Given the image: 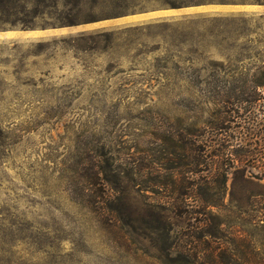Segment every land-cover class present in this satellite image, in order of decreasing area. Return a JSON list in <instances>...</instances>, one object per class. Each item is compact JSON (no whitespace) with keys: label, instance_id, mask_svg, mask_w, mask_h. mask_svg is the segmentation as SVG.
Segmentation results:
<instances>
[{"label":"rangeland","instance_id":"rangeland-1","mask_svg":"<svg viewBox=\"0 0 264 264\" xmlns=\"http://www.w3.org/2000/svg\"><path fill=\"white\" fill-rule=\"evenodd\" d=\"M32 18L57 24H10ZM259 69L264 0H0V264H213V248L225 264L243 238L263 251L264 174L215 128L226 116V143L257 140ZM96 173L104 210L80 195ZM194 224L215 236L186 259Z\"/></svg>","mask_w":264,"mask_h":264},{"label":"trees","instance_id":"trees-1","mask_svg":"<svg viewBox=\"0 0 264 264\" xmlns=\"http://www.w3.org/2000/svg\"><path fill=\"white\" fill-rule=\"evenodd\" d=\"M57 20H60L59 23L66 24V25H73L78 22L77 17H64V18H56ZM11 26H17L20 24L23 28H34L37 26H43L46 25H56V22L47 23L46 25H40L36 24V18L32 19H17L16 21H13L10 23ZM258 72V71H257ZM259 73L264 78V69H259ZM225 112L228 113V110H225ZM238 112V111H236ZM225 119V120H224ZM233 119H230L225 116V118L220 119V121L215 124L216 130H218V134H220V130L222 129V125H224L225 122V156L233 155L232 151H235V148H238L236 150L235 154H238L239 160L243 163H251L254 164V166L258 167L264 174V125L257 127L253 134L257 136V140L254 142L248 141L245 143H238V145H234L233 143H226V141H229V136H233L231 134L227 133V121H232ZM257 120V119H256ZM205 127L197 129L195 132L191 133L192 137V152L189 154L186 150L185 157H191L194 159V161H191V164L197 168V166L206 165V154L208 153L209 149H211L215 143H213L212 139L210 138L208 133V127L212 124H214L213 121H205ZM230 128V127H229ZM240 132V131H239ZM219 147L222 146V144H219V141L216 143ZM232 145L234 150L229 149L227 151L228 146ZM98 156L100 159L102 157L104 158V153H100L98 150ZM237 156L234 158V162L237 161ZM103 160V159H102ZM86 181L88 182L89 186L87 187L86 191H84L83 194H80L82 198L86 201H89L93 204V206L97 210H104L105 208H108V198L105 195V191L102 193H99L97 191V185L100 184V187H105V178L101 177L100 173H96L92 176L87 177ZM159 206L157 204L153 205L152 208L156 209ZM174 212L180 216L185 215L188 211L185 209H182V205L176 207L174 209ZM131 226V225H130ZM133 232L136 234L138 233V229H141L142 226H136L133 222L132 225ZM154 228H159V226H155ZM192 229V230H191ZM188 230H191L187 233H182L179 235L180 241H182V238L186 235H190L189 239L186 240V242H183V245H180V249L178 250L181 255L187 259V257H192L195 253L194 249L197 247L200 240L207 235H210L211 237L215 236L214 233H210L209 231H204L203 227L200 225L194 224L191 228ZM184 232V231H183ZM239 247L236 245H230L225 244V264H264V250L258 249V247L255 245L254 242L247 238L241 239V243ZM264 247V246H262ZM264 249V248H263ZM217 248H213V251L208 255L210 256L212 263H220L219 254H216ZM205 255V253H204ZM200 256V255H199ZM202 257V255H201ZM219 257V258H218ZM185 264H194L192 261H188Z\"/></svg>","mask_w":264,"mask_h":264}]
</instances>
